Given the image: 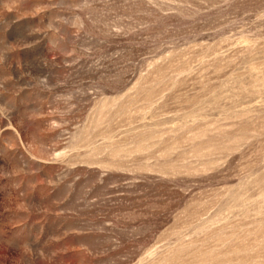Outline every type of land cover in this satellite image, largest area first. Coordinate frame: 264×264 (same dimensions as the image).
Segmentation results:
<instances>
[{
	"label": "rangeland",
	"instance_id": "rangeland-1",
	"mask_svg": "<svg viewBox=\"0 0 264 264\" xmlns=\"http://www.w3.org/2000/svg\"><path fill=\"white\" fill-rule=\"evenodd\" d=\"M0 264H264V0H0Z\"/></svg>",
	"mask_w": 264,
	"mask_h": 264
}]
</instances>
